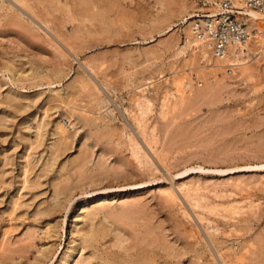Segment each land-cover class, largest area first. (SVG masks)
<instances>
[{
    "label": "rangeland",
    "instance_id": "1",
    "mask_svg": "<svg viewBox=\"0 0 264 264\" xmlns=\"http://www.w3.org/2000/svg\"><path fill=\"white\" fill-rule=\"evenodd\" d=\"M211 8L0 0V264H264V58L187 49Z\"/></svg>",
    "mask_w": 264,
    "mask_h": 264
},
{
    "label": "built area",
    "instance_id": "2",
    "mask_svg": "<svg viewBox=\"0 0 264 264\" xmlns=\"http://www.w3.org/2000/svg\"><path fill=\"white\" fill-rule=\"evenodd\" d=\"M249 11L264 13V0H245L243 8L233 0H222L218 12L199 11L190 18L192 37L223 57L230 48L246 46L261 33L251 25Z\"/></svg>",
    "mask_w": 264,
    "mask_h": 264
},
{
    "label": "bare ground",
    "instance_id": "3",
    "mask_svg": "<svg viewBox=\"0 0 264 264\" xmlns=\"http://www.w3.org/2000/svg\"><path fill=\"white\" fill-rule=\"evenodd\" d=\"M221 1L222 0H216V1L212 0V8L210 9L212 13H216L220 10ZM233 2L239 8H243L245 6V0H233ZM183 9L185 10V7H183ZM183 9L181 11H184ZM249 14H250L251 25L258 27L261 33L258 34L256 38H253L248 45L246 46L243 45L241 47H232L226 52V54L223 57L216 56L210 50V48L207 45H205L202 41H199L192 37L191 23H189L188 27H190V36H189V42L187 40L186 48L192 49L193 52L197 51L201 53L204 58L211 57L217 63H228L230 66H242V65L245 66L244 61L247 59L246 56L250 58V56L256 55L255 58H257V56L263 54V56L262 55L261 56L262 58H264V13L258 11H249ZM195 15L191 17H194ZM186 23H188V20L186 21ZM173 30L174 29L170 28L169 31H173Z\"/></svg>",
    "mask_w": 264,
    "mask_h": 264
}]
</instances>
